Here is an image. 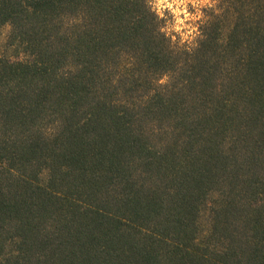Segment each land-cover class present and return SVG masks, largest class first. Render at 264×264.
Returning a JSON list of instances; mask_svg holds the SVG:
<instances>
[{
	"label": "trees",
	"instance_id": "16d2710c",
	"mask_svg": "<svg viewBox=\"0 0 264 264\" xmlns=\"http://www.w3.org/2000/svg\"><path fill=\"white\" fill-rule=\"evenodd\" d=\"M0 264H264V0L182 40L151 0H0Z\"/></svg>",
	"mask_w": 264,
	"mask_h": 264
},
{
	"label": "rangeland",
	"instance_id": "374dc122",
	"mask_svg": "<svg viewBox=\"0 0 264 264\" xmlns=\"http://www.w3.org/2000/svg\"><path fill=\"white\" fill-rule=\"evenodd\" d=\"M216 0H151L152 7L166 20L168 32L181 38L191 40L197 31V20L202 8ZM8 27L0 30V52L6 45Z\"/></svg>",
	"mask_w": 264,
	"mask_h": 264
}]
</instances>
